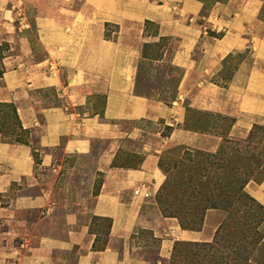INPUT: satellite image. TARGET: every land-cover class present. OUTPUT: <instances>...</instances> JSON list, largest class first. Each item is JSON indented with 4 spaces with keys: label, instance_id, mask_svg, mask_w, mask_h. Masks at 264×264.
Masks as SVG:
<instances>
[{
    "label": "crops",
    "instance_id": "0c3cea01",
    "mask_svg": "<svg viewBox=\"0 0 264 264\" xmlns=\"http://www.w3.org/2000/svg\"><path fill=\"white\" fill-rule=\"evenodd\" d=\"M28 4L0 0V45L14 52L1 59L0 103L12 104L29 132L28 145L0 136V264H150L142 253L135 254L137 243L129 242L138 229L160 240V259L176 240L210 241L213 234L204 227L183 231L161 215L155 203L164 181L159 154L168 145L214 153L224 136L240 140L253 126L264 127V0L216 1L204 16L201 0H94L71 14L38 16L32 24L22 16L18 23L24 35H11L6 14L12 20L16 9ZM50 4L33 9L48 12ZM89 10L93 14L84 13ZM101 11L109 19L103 22L119 26L112 39L103 36L96 15ZM145 20L178 44L172 63L183 74L169 107L135 93ZM32 26L35 41L27 34ZM241 53L226 87L211 83L225 58ZM97 96L104 97L100 113L93 109ZM186 102L233 124L224 136L187 129ZM160 121L171 127L166 137L141 126ZM120 151L139 155L138 168L112 167ZM80 158L92 159V177H101L96 195L94 178L83 195L73 192L69 181L60 182L61 175L82 167L67 160ZM141 186L142 194L134 195ZM245 191L264 206V180L249 182ZM93 218L111 222L100 251L93 248Z\"/></svg>",
    "mask_w": 264,
    "mask_h": 264
},
{
    "label": "rangeland",
    "instance_id": "374dc122",
    "mask_svg": "<svg viewBox=\"0 0 264 264\" xmlns=\"http://www.w3.org/2000/svg\"><path fill=\"white\" fill-rule=\"evenodd\" d=\"M19 1V0H17ZM26 3L28 1L30 4L25 8V10L16 9V17L14 19H10V14H6V20L12 25L8 32L12 34H17L18 36L24 35L21 30L24 29L19 25V18L22 16L24 17V22L35 21L37 17L43 18L46 16L47 13H54L58 15L61 14H71L72 11H75L77 8H80L81 4L93 2L94 0H25ZM101 4L108 3L110 0H96ZM122 1V0H114L115 3ZM136 1H147V0H136ZM203 2V11L201 16L207 14V10L214 4L216 1L221 0H201ZM47 3L50 4L51 11L45 12H36L33 8L37 7L39 9H44ZM72 10V11H71ZM71 11V12H70ZM84 13L93 14L92 10L86 11ZM99 14L100 24L103 23L104 27V38L112 39L115 34L119 31V26L110 23V22H103L104 20L109 21L108 17L103 16L104 12H96ZM103 14V15H102ZM261 19H264V5L261 9ZM107 18V19H106ZM19 20V21H18ZM113 22V21H111ZM147 22V23H146ZM32 32L27 33L28 36L35 41L36 39V31L35 27L32 26ZM66 32L69 33V27H66ZM25 34V35H27ZM217 37V34H211ZM142 43H141V53L139 61L137 62V72H136V80H135V93L137 95L145 96L148 99L166 105L171 106L173 102H175L178 96V83L183 74V69L177 67L172 63V54L177 50L178 44L176 41H173L170 37H163L159 35L158 25L154 22L149 20H145L143 23L142 29ZM199 45L195 50V54L199 53ZM14 53L11 50L9 45L2 43L0 45V71H1V59L4 56L11 55ZM3 56V57H2ZM2 57V58H1ZM243 57V54H236L230 55L223 61V69L218 73L217 76L211 78V83L224 86L227 85L230 77L236 68V65ZM93 109L96 113H100L101 109L104 104V97L97 96L93 98ZM185 109L186 121L184 123V127L187 129H191L197 132H205V133H218L221 136H224L229 129L228 124L229 120L225 119L228 117L223 118L224 116L213 115L208 113L199 112L191 107L187 106V102L183 105ZM16 120L13 117L12 113L10 112L9 108H5L0 106V130L7 132L9 129H16ZM141 126L149 133L159 132L162 137L168 136L171 131V127L167 125H163L160 122H142ZM255 128H251L248 135L253 130V138L248 151L243 154V157L249 158L251 161L259 160L260 166L256 171V178L264 180V127L262 126H255ZM259 128V129H258ZM261 128V129H260ZM248 135L244 138L246 139ZM151 136H147V141H151ZM231 139V138H229ZM240 139V140H244ZM239 141V139H232ZM222 144V140L220 141L219 147ZM218 147V148H219ZM218 150V149H217ZM217 152V151H216ZM214 153H206L203 151H198L195 149L190 148H183L179 146H170L165 147L164 150L159 154L158 166L159 162L162 164V167L167 170L168 177L170 179L177 180L175 178L179 169H189L193 167H197L200 170V173H204V171L212 175H216L219 178L224 177V168L223 171L218 170L214 163L210 159H208L209 154ZM141 157L139 155L120 151L117 154V157L114 160V165H122L126 167L134 168L137 166ZM75 162V163H74ZM67 163L69 166L80 164L82 167H79L77 170L72 172L71 174H63L60 176V182L63 180L69 181L71 186L73 187V192L77 191L80 195L85 194V190L88 189V184L91 183L93 179L92 191L93 193L98 189V183L101 181V177L95 175L92 177V171L94 167V162L92 159L89 158H80L76 159H68ZM173 166L175 168H173ZM177 167V168H176ZM70 168V167H69ZM160 169V168H159ZM161 170V169H160ZM164 175L163 184L160 186L162 187L166 181L167 175L161 170ZM192 173V172H191ZM193 179L194 176H193ZM185 178H181L179 181H185ZM261 181V182H262ZM256 184H260L261 182L257 183L254 181H249ZM248 182V183H249ZM247 183V184H248ZM246 184V185H247ZM245 185V187H246ZM244 192L247 194L245 191ZM160 189V188H159ZM157 191L155 195V203L157 204ZM248 195V194H247ZM255 203L259 204L255 199H253L250 195H248ZM245 201V200H244ZM247 208H241L239 206V210L245 213V210L248 209V205H254L251 201L246 202ZM261 205V204H259ZM264 209V206L261 205ZM159 208V207H158ZM214 210V209H213ZM160 211V210H159ZM161 213V212H160ZM217 214V215H216ZM251 216L254 215L253 212H250ZM258 218L262 219V222L258 224L254 223L256 220L252 219L253 222L249 223L250 229L248 231L249 234H253L257 232L259 237L261 236V245H252L249 246L246 244V249L249 250L247 254L243 255V258L239 256V260L235 259V263L228 262L227 264H264V214L261 210L257 213ZM245 215H247L245 213ZM249 217V215H247ZM232 217H228L231 219ZM250 218V217H249ZM175 221L178 220L176 218ZM227 219V215L225 212L221 210H207L204 212L203 219L201 222V229H206L210 235L213 234L212 238L208 242H204L203 238L199 242H192L186 240H176L171 247L169 255L164 258L160 259L158 256V248H159V239H155L151 231L148 230H135V232L131 235L130 241L131 243L136 244L138 247L134 249L135 254L144 255L147 260H149L150 264H218L217 259L221 256V252L223 251L222 248L215 250H210V248L203 247L202 244L204 243H211L218 226ZM179 225V223H178ZM180 227V226H179ZM181 229V228H180ZM182 230V229H181ZM187 231V230H183ZM91 234L95 235L96 239V247H102L104 242L107 240V233L109 232V223L103 220L94 219L91 223ZM199 232V231H195ZM208 234V235H209ZM197 243L199 246L195 247H188L190 244ZM140 244V245H138ZM178 244V245H176ZM116 246L119 247V242L116 243ZM176 246V248H175ZM142 247V249H141ZM191 248V249H190ZM132 249V252H134ZM172 251H175V255H171ZM232 257V256H230ZM175 259V260H174ZM239 262V263H238Z\"/></svg>",
    "mask_w": 264,
    "mask_h": 264
},
{
    "label": "trees",
    "instance_id": "16d2710c",
    "mask_svg": "<svg viewBox=\"0 0 264 264\" xmlns=\"http://www.w3.org/2000/svg\"><path fill=\"white\" fill-rule=\"evenodd\" d=\"M1 76L2 71H0ZM222 87H226V84ZM0 106L9 108L16 120V129H9L7 132L0 130V136L9 143L28 145L27 138L29 132L21 127L14 106L5 103H0ZM225 119L229 120L228 127L230 128L233 120L230 118ZM253 128L256 129L255 126ZM253 130L244 140L236 141L224 136L217 152L207 155L208 159L217 166L216 168L218 170L223 171L224 168V177L222 179L216 175H212L213 173L206 174L205 171L204 173H200L197 167L186 170L180 168L177 173L178 175L175 177L178 179H170L167 170L159 162V168L167 175L166 181L160 187L157 196V204L163 217L176 218L182 230L200 231L205 211L214 209L226 213L227 219L218 226L212 242L202 244L203 247L210 248V250H215V247L216 249H223L221 256L217 259L218 264L235 263V259L239 260V256L243 258V255L249 251L246 249V244L249 246L251 244L261 245L262 237H259L257 232L249 234L248 231L251 226L249 223L253 222L254 219L256 220L254 222L256 224L257 222L258 224L262 222V219L258 218L257 213L261 210L264 214V209L244 192V187L249 181L257 183L262 181V179H258L255 176L260 166L259 160L251 161L249 158L243 157V154L248 151L251 145ZM32 156L35 165H38V155L34 150L32 151ZM140 163L141 159L134 168H138ZM112 167L121 166L114 165L113 161ZM173 168L175 167L173 166ZM193 176L195 179H193ZM181 178H185L186 180L181 182L179 181ZM100 183L101 181L98 184L100 185ZM97 192L98 189L93 194L96 195ZM244 200L254 203V205H248V209L245 210V213L250 218L243 211L239 210V206L241 208H247ZM250 212H253L256 216H251L249 214ZM230 216L232 218L228 219ZM94 219L108 222L110 228V220L104 218ZM105 243L106 241L104 245ZM95 244L96 239L93 243V248L97 251L104 248V245L102 247H96ZM190 246L193 248L199 246V244H189L188 247ZM175 254V251H172L171 255L174 256Z\"/></svg>",
    "mask_w": 264,
    "mask_h": 264
},
{
    "label": "built area",
    "instance_id": "2783aa9c",
    "mask_svg": "<svg viewBox=\"0 0 264 264\" xmlns=\"http://www.w3.org/2000/svg\"><path fill=\"white\" fill-rule=\"evenodd\" d=\"M142 190H143V186H141L140 188H138V189H136V190H134V195H136V196H139L140 194H142L141 192H142ZM148 195L147 194H145V196L144 197H147Z\"/></svg>",
    "mask_w": 264,
    "mask_h": 264
}]
</instances>
